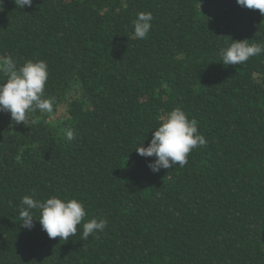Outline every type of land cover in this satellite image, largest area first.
<instances>
[{
  "label": "trees",
  "instance_id": "1",
  "mask_svg": "<svg viewBox=\"0 0 264 264\" xmlns=\"http://www.w3.org/2000/svg\"><path fill=\"white\" fill-rule=\"evenodd\" d=\"M244 39L264 43V15L236 0H3L0 57L46 61L55 102L28 124L0 111V264H264V54H220ZM176 107L206 145L153 172L136 148ZM33 192L81 201L77 234L49 238L39 210L24 228ZM92 218L107 227L82 240Z\"/></svg>",
  "mask_w": 264,
  "mask_h": 264
},
{
  "label": "clouds",
  "instance_id": "2",
  "mask_svg": "<svg viewBox=\"0 0 264 264\" xmlns=\"http://www.w3.org/2000/svg\"><path fill=\"white\" fill-rule=\"evenodd\" d=\"M237 4L249 9H258L264 15V0H236ZM17 8L30 7L33 0H14ZM0 11H3V0H0ZM153 16L151 12H138L132 25L134 36L146 39L152 27ZM248 39L236 41L220 49L224 65H240L249 58L264 54V43H249ZM0 73L6 80L0 82V111L10 113L11 119L16 123L28 124L29 116L34 112L53 113L54 98L45 97V85L48 80V65L44 60H27L19 67L17 61L11 56L0 57ZM35 123L33 119L31 121ZM48 123H54L50 116ZM74 132L68 129L64 133L67 141L74 139ZM206 145V139L198 131V121L189 119L180 107L167 112L161 123L154 129L147 147L143 144L136 148V152L143 157H155L149 162L153 172L169 169L175 166L183 167L187 163L188 154L196 147ZM19 160V157H17ZM25 195L21 201L20 218L22 226L31 230L34 227L33 210H39L38 219L41 228L49 238L60 237L67 241L70 236L77 234V226L86 216L84 204L73 199H61L51 196L44 201L35 200ZM107 227V220L92 218L82 225V240L89 235L103 232Z\"/></svg>",
  "mask_w": 264,
  "mask_h": 264
},
{
  "label": "rangeland",
  "instance_id": "3",
  "mask_svg": "<svg viewBox=\"0 0 264 264\" xmlns=\"http://www.w3.org/2000/svg\"><path fill=\"white\" fill-rule=\"evenodd\" d=\"M61 113H63V112H62V111H59V112L57 113V115H58V114H61ZM57 115H56V116H57Z\"/></svg>",
  "mask_w": 264,
  "mask_h": 264
}]
</instances>
